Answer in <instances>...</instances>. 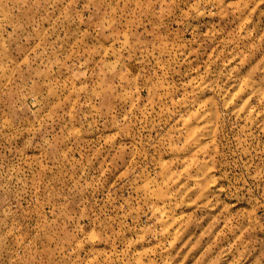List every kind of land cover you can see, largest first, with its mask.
Returning a JSON list of instances; mask_svg holds the SVG:
<instances>
[{"label": "rangeland", "instance_id": "374dc122", "mask_svg": "<svg viewBox=\"0 0 264 264\" xmlns=\"http://www.w3.org/2000/svg\"><path fill=\"white\" fill-rule=\"evenodd\" d=\"M0 264H264V0H0Z\"/></svg>", "mask_w": 264, "mask_h": 264}]
</instances>
